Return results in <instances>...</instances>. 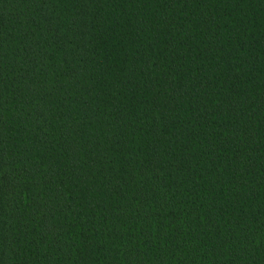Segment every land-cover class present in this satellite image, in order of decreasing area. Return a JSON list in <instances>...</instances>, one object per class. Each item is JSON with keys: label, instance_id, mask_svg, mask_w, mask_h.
Returning a JSON list of instances; mask_svg holds the SVG:
<instances>
[{"label": "trees", "instance_id": "1", "mask_svg": "<svg viewBox=\"0 0 264 264\" xmlns=\"http://www.w3.org/2000/svg\"><path fill=\"white\" fill-rule=\"evenodd\" d=\"M0 264H264V0H0Z\"/></svg>", "mask_w": 264, "mask_h": 264}]
</instances>
